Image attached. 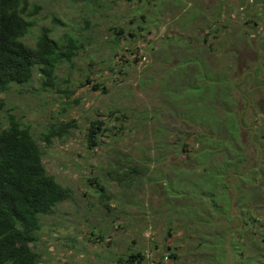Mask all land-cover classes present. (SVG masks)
<instances>
[{"label":"rangeland","instance_id":"obj_1","mask_svg":"<svg viewBox=\"0 0 264 264\" xmlns=\"http://www.w3.org/2000/svg\"><path fill=\"white\" fill-rule=\"evenodd\" d=\"M30 4V10L39 5L32 16L37 23L24 38L30 45L43 27L50 28L55 39L64 41L72 34L81 41L74 61L58 69L55 88H44L36 70L30 83L14 84L3 94L7 105L0 110L3 124L12 112L29 122L36 135L50 122L77 119L79 124L70 136L56 138L51 145L42 143L48 171L71 187L74 196L42 217L41 264H122L123 253L138 249L147 256L144 264H173L169 244L182 255L178 264H192L195 236L200 237L193 233L208 227L204 215L211 216L209 227L221 217L201 197L196 201L201 216L183 215L180 210L184 208H175L195 201L188 195L177 197L173 190L200 191L218 185L214 174L202 184L199 176H195L199 183H194L193 177L176 176L174 171L200 166L198 154L205 146L192 137L190 147L195 153H180L182 144H175L176 136L166 131L177 128L186 137L197 130L176 117L174 91H169H176L179 72L175 68L191 50L207 53L216 64L228 54L226 64H235L228 72L234 77L233 94L248 97L235 105L241 110L243 128L232 142L246 160L238 171L227 167L224 172L235 219L221 220L218 228L241 224L242 228L246 223L240 217L250 212L256 221H249L240 239L236 236L246 254L241 264H264V70H260L264 68L260 49L264 46V0H30ZM219 26L218 38L208 46L205 31ZM117 28L125 29L120 44L115 41ZM238 33L242 39L236 41ZM186 40L191 41L189 50L184 48ZM252 71L261 74V82L252 81ZM190 80L185 74L180 82ZM94 83L105 85L108 91L93 89ZM188 93L190 89L181 90L182 95ZM95 118L107 120L110 129L92 150L86 133ZM220 133L228 137L226 131ZM214 144L212 164L224 160L226 152L236 153L227 143ZM128 160L149 170L151 176H136L134 184L106 176L107 169L122 161L128 164ZM248 174L252 177L245 180ZM96 176L108 186L111 200H100L91 181ZM186 232H192L193 238L189 235L183 240Z\"/></svg>","mask_w":264,"mask_h":264},{"label":"trees","instance_id":"obj_2","mask_svg":"<svg viewBox=\"0 0 264 264\" xmlns=\"http://www.w3.org/2000/svg\"><path fill=\"white\" fill-rule=\"evenodd\" d=\"M30 6V0H0V110L5 109L7 105L3 94L14 84L30 83L36 70L43 78L44 88H55L59 79L58 69L62 64L73 62L81 49V41L76 36L68 34L64 41L55 39L52 36V30L48 27L41 29L34 45L26 42L24 38L37 23L32 16L39 8V5H35V10L33 8L30 10ZM139 28L148 29L142 25H139ZM219 28L220 26L214 31H205L204 42L208 46H213L218 38ZM124 33V28H117L118 37L115 40L117 44L122 41ZM262 33L264 38V32ZM240 38L242 39V36L238 33L235 40L238 41ZM179 42L182 41L179 40ZM190 42L186 40L184 48L191 49L188 46ZM226 43H230V40L227 39ZM206 54H194L191 50L187 58L182 60L183 67L178 64L175 68L179 72L176 77L178 85L176 91L169 89L174 91L172 108L176 117L185 124L195 126L197 130L186 137L180 131L178 132L177 128L166 129V131L176 136L173 140L175 144H182L180 153L188 155L195 153L196 150L190 147L193 146L190 144L192 137L205 145L198 154L201 165L192 170L176 169L175 175L191 176L194 183H199L198 177H195L199 176L202 184H205L208 176L214 174L218 185L213 183L209 189L206 186L200 191L198 188L181 193L172 190L178 195L177 197L188 195L191 202L195 201L193 204L175 207L179 210L181 207L184 208L180 210L183 212L180 214L194 215L193 213H196L201 216L200 205L196 202L198 197H201L207 203L206 206H209L211 211L216 210L221 217L212 224V227H209L211 216L204 215L208 227L205 231L200 232L196 229V233H193L199 234L200 237L195 236L198 242L194 245L192 259L189 262L192 264H241L243 260L245 261L246 254L244 243L236 241V236L240 239L239 236L244 231V227L249 221L255 222L256 219L250 212H245L244 217H240V220L244 219L245 226L241 228L240 221L241 225L232 227L231 230L219 229L218 222L223 219H235L231 212L232 198L225 190L229 187V182L224 177V172L227 167L238 171V167L246 160L244 153L232 142L240 137V130L243 128L241 110L235 109V105L248 97L243 94H239L240 97L233 94L234 77L229 73L234 69L235 64H226L228 54L222 55L217 64ZM260 70H263V66H260ZM185 74L190 75L192 80L180 82ZM257 80L262 81L259 75ZM88 81H90L89 78ZM185 88L190 89L191 93L182 95L181 90ZM93 89L108 91L106 86L100 83H94ZM122 116H125V113ZM78 127L77 119L58 120L46 124L44 130L36 135L32 125L15 113L9 112L4 124L0 120V264L42 263L44 256L41 252L40 235L43 226L42 217L52 213L59 203L70 200L74 196V190L71 187L63 185L48 171L42 143L51 145L56 138L63 139L70 136ZM109 129L107 120L93 119L86 133L88 148L93 150L100 146L102 136ZM220 131H226L228 137H223ZM216 142L227 143V147L232 146L236 153L230 156L226 152L224 160H218L212 164L211 159L216 154L214 150ZM124 163V161L116 163L113 168L107 169L106 176L120 183L131 184L136 183V176H151L149 170L131 163V160H128V164L131 163V165ZM251 177L252 174H248L245 180ZM91 181L95 183V189L102 202L111 200L108 186L101 182L98 176ZM219 185L223 186L221 193L220 190L218 192L216 190ZM172 228V226L169 227L171 235ZM191 233L186 232L182 239H188L189 235L192 237ZM98 237L105 239L104 234H99ZM168 251V256L174 261L173 264L182 261L178 247L169 244ZM146 260L147 256L141 249L123 253L119 258L122 264H144Z\"/></svg>","mask_w":264,"mask_h":264},{"label":"flooded vegetation","instance_id":"obj_3","mask_svg":"<svg viewBox=\"0 0 264 264\" xmlns=\"http://www.w3.org/2000/svg\"><path fill=\"white\" fill-rule=\"evenodd\" d=\"M260 49H261L262 52L264 53V46H263V47H260ZM261 59H262V58H261ZM261 59H260V60H261ZM261 65H262V64H261ZM262 66H263V65H262ZM263 70H264V68H263ZM263 70H262V71H263ZM263 72H264V71H263ZM260 75H261V74H260ZM260 75H259V76H260ZM252 76H253L252 81H256V78H257V76H258V75H256V72H253V71H252Z\"/></svg>","mask_w":264,"mask_h":264},{"label":"water","instance_id":"obj_4","mask_svg":"<svg viewBox=\"0 0 264 264\" xmlns=\"http://www.w3.org/2000/svg\"><path fill=\"white\" fill-rule=\"evenodd\" d=\"M239 1V0H238ZM241 120H242V117H241Z\"/></svg>","mask_w":264,"mask_h":264}]
</instances>
